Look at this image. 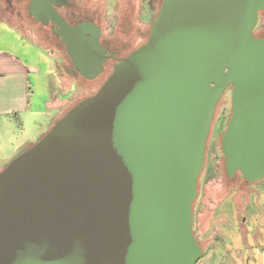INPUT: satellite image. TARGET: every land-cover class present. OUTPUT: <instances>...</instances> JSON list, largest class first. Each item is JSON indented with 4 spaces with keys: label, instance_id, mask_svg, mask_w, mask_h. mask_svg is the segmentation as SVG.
<instances>
[{
    "label": "water",
    "instance_id": "95a60500",
    "mask_svg": "<svg viewBox=\"0 0 264 264\" xmlns=\"http://www.w3.org/2000/svg\"><path fill=\"white\" fill-rule=\"evenodd\" d=\"M62 4L30 0L28 12L65 32L73 68L92 79L100 28L69 25ZM260 9L264 0H162L147 40L0 170V264H196L191 204L229 86L226 175L264 177Z\"/></svg>",
    "mask_w": 264,
    "mask_h": 264
},
{
    "label": "rangeland",
    "instance_id": "374dc122",
    "mask_svg": "<svg viewBox=\"0 0 264 264\" xmlns=\"http://www.w3.org/2000/svg\"><path fill=\"white\" fill-rule=\"evenodd\" d=\"M69 2L72 4L70 9H58L66 20H92L100 28L101 41L113 51H120L121 56H127L147 40L162 0ZM9 3L10 1H3L2 14L0 13L5 24L35 46L29 47L31 55L37 51L52 60V75L55 71L60 74L68 88L65 98L69 99L61 109L62 115L99 88L112 71V61L104 65V71L99 76L93 79L82 77L73 68L52 27L35 22L28 14V1L14 0L13 7ZM3 42H9V45H5L22 51L20 47L10 45L6 38ZM49 82L47 89L42 80H34L35 104L38 107L45 99L50 98L54 80ZM230 96L231 88L228 87L216 105L205 143L204 165L197 181V195L192 204V232L202 250L197 264H255L259 257L256 245L261 241L260 232H264V177L258 181L246 182L239 173L229 178L225 172L220 138L231 114ZM47 114L41 110L39 115H33L32 119L24 122L23 128L20 121H16L15 132L7 135L11 138L9 142L12 146L17 147L16 150L9 152V143L3 142L0 134V157L12 154L6 159H0V170L36 143L54 125L58 118L53 116L49 119Z\"/></svg>",
    "mask_w": 264,
    "mask_h": 264
},
{
    "label": "crops",
    "instance_id": "0c3cea01",
    "mask_svg": "<svg viewBox=\"0 0 264 264\" xmlns=\"http://www.w3.org/2000/svg\"><path fill=\"white\" fill-rule=\"evenodd\" d=\"M3 1H10L9 4L13 7L12 1L14 0H0L1 14ZM15 1L20 2L23 0ZM5 38L10 41V45L20 47L22 51L6 46L5 44L9 45V42H3ZM1 44L4 45L1 46ZM30 46L35 47L16 34L9 25L5 24V21L0 16V134L3 142L9 143V152L12 149H17L9 142L11 138L7 137L8 134L15 132L17 128L15 127L17 126L16 121H20L19 124L23 128L24 122L32 119L33 115H39L41 110L48 113L49 119L53 116L59 118L62 107L65 106V102L69 99L65 98L68 88L63 83L62 76L56 71L52 75V60L37 51L31 55ZM37 79L42 80L46 88V85L50 83L49 81L52 82L54 80V86L50 88V98L44 100V103L40 106L41 108L35 104L34 80ZM20 148L21 146L18 147V149ZM10 155L12 154H5L0 159H6ZM260 234L261 241L256 245L259 250V257L255 264H264V232H260Z\"/></svg>",
    "mask_w": 264,
    "mask_h": 264
},
{
    "label": "flooded vegetation",
    "instance_id": "af4514ba",
    "mask_svg": "<svg viewBox=\"0 0 264 264\" xmlns=\"http://www.w3.org/2000/svg\"><path fill=\"white\" fill-rule=\"evenodd\" d=\"M28 1V4H27V7L30 3V0H27ZM61 7H68L69 9L72 7V4L70 6H67V5H59V6H56L55 5V8L57 10V12L59 13L58 9L61 8ZM60 14V13H59ZM61 15V14H60ZM32 16V15H31ZM47 16V14H46ZM62 16V15H61ZM63 17V16H62ZM32 18L34 19V17L32 16ZM63 19L69 24V25H77V24H80L82 22H87V21H92V20H83V21H77V22H73V21H69V20H66L65 17H63ZM41 23V22H40ZM46 25H50V27H52L53 29V32L58 35V40L63 44V41L61 39V35L64 34L65 32L62 31V29L59 27V26H56L55 24H53L52 22H50L49 20V23L46 24ZM264 9H260L257 13V22L254 26V29H253V35L257 38H264ZM87 38H90L89 35H86ZM100 43L102 44L103 48H105V59H104V62H103V68H102V71L99 73L101 74L103 71H104V65L109 62V61H112V68L114 66L115 63H117L122 57L124 56H121L120 55V51H117L116 49L113 51L112 49L108 48L106 43L102 42L101 41V35H100ZM64 46V44H63ZM99 74L97 76H99ZM81 75V74H80ZM82 76V75H81ZM96 76V77H97ZM83 77V76H82ZM85 78V77H84ZM95 78V77H94ZM88 79V78H86ZM93 79V78H92ZM230 87V86H229ZM231 88V87H230ZM216 109V108H215ZM201 173V172H200ZM200 175V174H199ZM199 178V177H198ZM198 181V179H197ZM197 190V188H196ZM197 195V194H196ZM196 198V197H195ZM195 200V199H194ZM193 200V202H194ZM192 202V204H193ZM192 204H191V210H192Z\"/></svg>",
    "mask_w": 264,
    "mask_h": 264
},
{
    "label": "trees",
    "instance_id": "16d2710c",
    "mask_svg": "<svg viewBox=\"0 0 264 264\" xmlns=\"http://www.w3.org/2000/svg\"><path fill=\"white\" fill-rule=\"evenodd\" d=\"M61 44H62V43H61ZM62 45H63V44H62ZM200 257H201V256H200ZM199 259H200V258H199ZM198 261H199V260H198ZM198 261H197V262H198ZM196 264H197V263H196Z\"/></svg>",
    "mask_w": 264,
    "mask_h": 264
}]
</instances>
